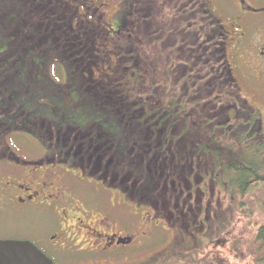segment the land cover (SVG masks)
I'll list each match as a JSON object with an SVG mask.
<instances>
[{
  "label": "flooded vegetation",
  "instance_id": "obj_1",
  "mask_svg": "<svg viewBox=\"0 0 264 264\" xmlns=\"http://www.w3.org/2000/svg\"><path fill=\"white\" fill-rule=\"evenodd\" d=\"M134 1L0 0V30L13 54L17 44L25 51L48 46H41V56L18 57L26 64L23 73L30 69L29 76L21 74L28 79L22 94L37 91L35 100L0 105V240L28 241L53 264L118 259L121 249L136 243L140 227L167 230L161 226L169 222L179 234L191 228L192 235L208 227L209 183L194 167L192 146L184 156L176 149L180 137L170 136L182 124L189 128L185 143L192 142L190 107L175 122L173 112L127 102L141 89L137 68L123 53L124 21ZM203 4L228 60L231 103L256 111L264 136L262 113L251 103L262 93L237 76L264 79V0ZM120 54L128 62L123 71ZM9 73L0 75V90ZM42 98L50 101L45 108ZM125 102L127 112L117 113L114 108ZM103 111L108 113L98 115ZM134 124L146 128L140 149L125 142Z\"/></svg>",
  "mask_w": 264,
  "mask_h": 264
},
{
  "label": "trees",
  "instance_id": "obj_2",
  "mask_svg": "<svg viewBox=\"0 0 264 264\" xmlns=\"http://www.w3.org/2000/svg\"><path fill=\"white\" fill-rule=\"evenodd\" d=\"M158 4L167 5L165 12ZM132 11L130 19L124 21L128 32H124L123 53L135 64L141 89L135 98L127 99L130 108L139 100L147 110L173 112L174 121L180 122L184 118L182 111H186L184 107H190L192 142L185 143L184 139L189 128L182 124L181 130L174 127L177 131L170 136L181 139L176 149L185 156L192 146L194 167L200 168L204 182L213 181L221 190L227 187L232 198L244 205L242 199L264 184V136L260 133L256 111L247 112L244 102L231 103L233 86L227 71L228 60L218 34L212 37L213 29L209 27L203 0H135ZM8 43L5 32L0 30V75L5 69L10 70V81L0 90V105L7 109L27 96L28 101L35 100L37 91L33 90L32 95L22 94L28 79L23 80L21 74H30L28 67L23 73L26 64L22 61L26 55L41 56L45 50L36 45L39 47L35 50L25 51L17 44L19 52L14 55ZM8 50L12 60L4 53H9ZM19 54L23 60L18 59ZM127 107L125 102L124 106L120 103L114 109L125 113ZM202 108L205 114L199 115ZM136 124L129 129L125 142L140 149L146 128H138ZM151 150L153 154L154 149ZM210 186H207L208 192H211ZM254 235L252 257L256 263L263 264L264 223L254 224ZM200 251L198 248H170L161 264H211L210 259L201 257Z\"/></svg>",
  "mask_w": 264,
  "mask_h": 264
},
{
  "label": "rangeland",
  "instance_id": "obj_3",
  "mask_svg": "<svg viewBox=\"0 0 264 264\" xmlns=\"http://www.w3.org/2000/svg\"><path fill=\"white\" fill-rule=\"evenodd\" d=\"M157 7L164 8V12L167 9L166 4H158ZM41 46L48 47L47 43ZM1 52L2 50H0V54ZM117 64L123 66L121 67L122 71L126 70L124 66H127L128 62L123 54L119 55ZM256 74H248V79L245 81L241 74L237 76L243 84H248V88L257 89L262 93L261 100L251 101V103L259 106L264 119V79L259 80L256 78ZM56 77L60 81L64 80L62 69H57ZM63 83L65 81L60 84ZM73 84L74 81L70 83V86ZM95 91L98 95L99 92ZM63 94L65 95V93ZM42 101L44 103L43 108L47 107L48 102H50L47 101V98ZM23 103L30 104V101L26 97L21 101V104ZM28 111L31 112V108ZM103 114L107 113L105 111L98 113V115ZM196 181L199 182L198 176H196ZM209 184H211L210 191L212 193L209 192L207 203L211 212L208 213L207 217H209V221L214 217L209 224L210 227L202 226L197 235H192L191 228L185 233L179 234L176 227H171L169 222H165L161 226L166 227L167 230L161 228L151 230L140 227V230L137 229L135 234L136 243L130 251L127 249L126 252V249H121L122 254L118 259L100 264H161L164 257L170 252V248H198L201 250L199 252L201 257L210 259L209 263L211 264H258L253 260L251 243L255 236L254 224L262 225L264 223V184L255 187L250 195L242 199L244 205H240L237 198H232V192L227 190V187L221 190L217 186L215 187L214 182L210 180ZM205 185L206 183H203V186L199 188L203 189ZM10 219H13L15 223V216Z\"/></svg>",
  "mask_w": 264,
  "mask_h": 264
},
{
  "label": "water",
  "instance_id": "obj_4",
  "mask_svg": "<svg viewBox=\"0 0 264 264\" xmlns=\"http://www.w3.org/2000/svg\"><path fill=\"white\" fill-rule=\"evenodd\" d=\"M0 264H53L28 241L0 240Z\"/></svg>",
  "mask_w": 264,
  "mask_h": 264
}]
</instances>
